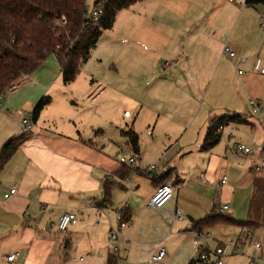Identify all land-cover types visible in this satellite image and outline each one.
Segmentation results:
<instances>
[{"label":"crops","instance_id":"crops-1","mask_svg":"<svg viewBox=\"0 0 264 264\" xmlns=\"http://www.w3.org/2000/svg\"><path fill=\"white\" fill-rule=\"evenodd\" d=\"M145 1L118 12L112 29L102 33L94 49L106 35L110 39L108 58L113 62L121 57L124 62L130 59L131 69L143 71L144 66L139 65L148 63L151 57L147 71L155 74L156 84L150 87L149 96L159 101L154 109L150 108L152 113L158 114L159 120L166 110L179 113L186 107L191 116L193 105L189 109L186 104H163V97L183 95L196 100L189 85L188 90L179 85L186 81V71L179 67L180 61L171 57V43L175 42L166 35L171 21L177 18L190 21L194 15L198 31L194 33L189 22L185 31L189 45L195 44L201 50L195 74H215V78L221 64L227 68L226 72L236 70L231 91L226 94L227 104L205 114L204 126L194 138L188 141L168 138L169 145L163 150L150 144L153 164L147 167L139 165L144 157L139 148L138 153H133L121 135L128 130L137 133L128 125L121 126L119 135L133 153L130 158L134 157V163L111 161L93 144L83 123L48 114L53 105L64 110L70 99L55 86L61 80L60 67L59 74H39L45 60L34 73L20 79L12 93L0 98V151L10 140L21 138L18 149L0 171V264H106L112 255L117 264H188L198 253L193 225L213 212L234 222L204 230L202 233L209 237L202 248L210 252L223 248V264H248L251 259L254 264H264V246L262 251L254 248V242L264 241V169L259 172L254 169L264 159V126L246 117L250 99L264 107V81L252 71L257 59L264 64V5L250 7L242 0L235 8L228 1L230 5L225 4V9L216 0H155L153 8H137ZM140 15L151 22L157 15L158 40H144L150 25L139 24L136 16ZM179 27H175L178 32ZM111 31L118 37L105 34ZM222 34L224 42L216 39ZM224 46L235 53L233 59L222 54ZM224 57L232 60L231 68ZM170 62L173 81L168 86L158 74L160 66H170ZM239 70L242 75H238ZM222 71L217 83L227 84L228 88L231 76H224ZM61 84L66 88L62 91H67L69 85H63L62 80ZM93 91L92 86L87 99ZM104 91L99 106L105 100ZM44 97L50 99V104L33 123L32 109ZM23 112L30 116L28 135L21 134ZM233 115L241 116L247 123L226 126L219 142L202 150L209 122ZM125 117L129 114L125 113ZM238 145L252 147V152L237 153ZM132 165L136 167L131 168ZM150 166L154 170L146 174ZM223 178L225 183H221ZM162 185L173 188V197L162 210H154L149 207V200ZM106 187L109 204L101 207ZM10 189H15L16 194L4 199ZM222 206L228 210L221 212ZM107 209L128 217L114 245L109 244L114 219L105 216ZM175 210H179L181 220L172 218ZM63 213L74 214L76 224L60 232L50 225L56 224ZM232 245L238 254H231ZM114 248L117 252L112 251ZM161 248L165 249L166 257L152 262V255ZM12 254L19 256L12 262L5 261ZM233 257L240 258L229 260Z\"/></svg>","mask_w":264,"mask_h":264},{"label":"rangeland","instance_id":"rangeland-1","mask_svg":"<svg viewBox=\"0 0 264 264\" xmlns=\"http://www.w3.org/2000/svg\"><path fill=\"white\" fill-rule=\"evenodd\" d=\"M235 1L236 3L234 2V4L231 5L228 3V0H216V3L227 9L225 4L237 8L236 5L243 2L242 0ZM94 4L95 0H85L86 11L90 12ZM140 6L153 8V6H155V0H146L142 5H137V8H140ZM149 12L151 11L147 13ZM148 17L152 16L149 15ZM153 17L154 21L151 22L150 20L144 21L143 15L139 17L136 16L139 24L150 25V31L146 32L147 37L144 40L151 41L152 39L158 40L159 38L157 35V33H159V24L155 19L157 15ZM194 18L195 16L192 15L191 20L193 21H185L180 18L171 21V29L166 30V35L167 38H170V41L175 42V45L171 43V46H173L170 52L171 57H175V59L180 61L178 64L179 67L186 71V74H184L186 81H182L184 84L179 82V85L187 90V85H189L196 96V100L192 101L183 95H181V97L178 95L177 98L174 96L163 97V104H186L189 109L190 106L193 105L194 110H191V116L189 115V110L185 107V110H181L179 113L171 109L166 110L163 118L158 120V114L152 113L151 109H154V107L159 104V101L155 97L151 98L149 96L150 87L156 84L155 74H150L147 71V66L150 65L151 57L148 58V63L144 62L142 65H139L140 68L144 66L143 71L131 69L130 59L124 62L121 57L119 60H116V62H113L111 58H108L110 39H106V35L101 38L96 49L91 52L89 61L81 66L79 75L76 80L69 85L70 87L68 86L67 91H62L66 88L62 86L61 80L60 83L55 85L60 90V93H65L64 95L70 100L68 104L65 105L66 108L64 110L57 108V105H53L50 107L52 109L51 111L49 109L48 114L50 116H58L61 119H66V121L67 119H71L78 124L83 123L86 128V133L88 135L90 133L93 144L96 145L97 148H100L111 161H128L133 154L126 147L123 138L119 135V127L122 126L125 128L126 125L132 127L139 136L140 154L141 156L142 154L144 155L139 164L141 167H147L153 164V162H150L153 157L150 144H154L158 146L160 150H163L167 144L169 145L168 138L172 139V141H179L180 139L188 141L189 138H194L199 132V129L204 126L205 114L218 111L220 109L218 107L227 104L228 97L226 94L230 93L233 77L236 76V70L230 69L226 72L227 68L224 64H221L215 78V74H195V67L199 65L198 55L201 54V50L195 44L192 46L189 45L188 36L185 31V25L188 22L194 33L198 31L197 28L194 27L196 25ZM176 26H180V32L175 30ZM125 27L128 26L126 25ZM105 34H111V38L118 37L117 35H119L114 33V31ZM224 35L225 34H222L220 38L217 37L216 39L224 42ZM118 39L121 40L122 38L119 37ZM187 56L190 57V59H187ZM224 60L228 64L230 62L232 63V60L230 61L225 57ZM166 63H169V61ZM43 65L44 67L39 74H59V64L54 56L48 57ZM171 65L170 62V66L165 64L160 66L158 74V76L165 81L164 84L168 86H170V82L173 81V74H170ZM229 65L231 68L232 64ZM221 71L224 76L225 74H230L231 76L228 81V88L227 84L219 86L217 83V80H220L219 78L222 77V75H220ZM223 82L227 83V80L224 79ZM92 86L94 89L97 86H101L103 89L106 88L104 91L106 95L102 96V98L105 97V100L101 106L98 105L99 99L95 102L86 100L89 88ZM109 89L110 91H108ZM79 107L80 109H77ZM125 113H128L129 117H125ZM216 113L219 115L220 112ZM116 123L120 126H115L114 124ZM189 127L190 129L188 131ZM154 165H157V163H154ZM134 167L136 166H131V168ZM105 216L113 217L114 220L111 229H116L117 222L115 219V210L107 209ZM109 244L114 245L115 243L109 242ZM112 251L115 250L112 249ZM238 258L240 257H233L229 260H236Z\"/></svg>","mask_w":264,"mask_h":264},{"label":"trees","instance_id":"trees-1","mask_svg":"<svg viewBox=\"0 0 264 264\" xmlns=\"http://www.w3.org/2000/svg\"><path fill=\"white\" fill-rule=\"evenodd\" d=\"M142 1L105 0L100 18L96 22H87L84 20L85 0H0V98L12 86H17L20 79L34 73L50 56H54L59 64L63 85L73 83L102 33L112 29L117 13ZM245 5H264V0H246ZM62 19L66 20V26L56 39L55 25ZM49 104L50 99L44 97L34 105L31 113L33 123L37 122L40 113ZM246 123L239 115L223 116L210 121L201 149L208 150L216 145L226 126ZM121 135L131 151L138 153L137 134L128 130L122 131ZM20 140L21 138L10 140L0 151V171L18 149ZM104 194L101 207L109 204L107 187ZM120 213L122 221L126 223L128 217L125 213ZM227 222L234 221L226 219L219 212H213L204 220L195 222L193 231L202 233L214 225ZM106 264H117V259L112 255ZM188 264L201 262L194 259Z\"/></svg>","mask_w":264,"mask_h":264},{"label":"built area","instance_id":"built-area-1","mask_svg":"<svg viewBox=\"0 0 264 264\" xmlns=\"http://www.w3.org/2000/svg\"><path fill=\"white\" fill-rule=\"evenodd\" d=\"M230 3H234V0H228ZM104 3L105 0H98L95 4L93 9L90 12L85 13L84 20L87 22H96L103 10H104ZM66 26V20L62 19L56 22L55 25V31L57 33L56 39L60 37V34L62 32V29ZM58 49V47H56ZM222 54L224 56H227L229 59H233L235 57V53L228 47L224 46L222 50ZM254 73L258 74L264 81V64L261 62L260 59H257L253 65ZM238 75H242V71L237 72ZM16 89V86H12L10 89H8L7 93H12ZM104 89L101 86H97L92 94L88 97L87 100L91 102H95L97 99L100 98L102 95ZM247 109L248 112L246 114V117L255 119L259 124L264 126V107L261 105V103L257 100L250 99L247 103ZM31 130V121L30 116L27 112L22 113L21 117V134L22 135H28ZM237 153H243V154H250L252 152V147H247L245 145H238L236 147ZM128 162L130 164L134 163V157L129 158ZM256 172L261 171L264 169V159L259 162V164L254 168ZM152 170H154V166H150L145 170V173L149 174ZM221 183H225V178L221 180ZM16 194L15 189H10L7 194L4 195V199H8L9 197ZM173 197V188L169 185H162L159 186L156 190L155 194L150 198L149 200V207L154 210H162L165 206V204L171 200ZM227 206H222L221 212L227 211ZM172 218L175 220H181V214L179 210H175ZM116 222L117 227L116 229H111L109 233V241L110 243H117L120 230L124 228L127 224L122 221L121 213H116ZM76 224V217L74 214L71 213H63L58 222L56 224H51V228L56 229L57 231L64 232L67 230L68 227L73 226ZM209 237V234L204 233H197L195 232V239L194 244L198 248V253L196 255L195 259H198L201 264H223L222 258L224 256V249L223 248H216L213 252H210L208 250H204L202 248V245L205 243V240ZM264 246L263 242H254V248L257 251H262ZM200 248V250H199ZM202 248V249H201ZM115 251H117V248H114ZM231 254H238L237 248L232 245L231 246ZM19 254H12L9 256H6L4 259L7 262H12L16 257H18ZM166 257V251L164 248L159 249L155 254L152 255L151 260L152 262H160L164 260ZM80 261H83L81 258ZM255 260L251 259L248 264H254Z\"/></svg>","mask_w":264,"mask_h":264}]
</instances>
